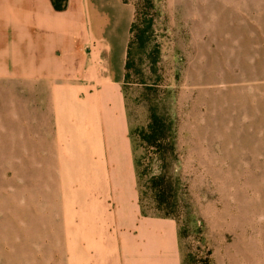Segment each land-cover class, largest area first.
I'll list each match as a JSON object with an SVG mask.
<instances>
[{
    "label": "rangeland",
    "instance_id": "rangeland-1",
    "mask_svg": "<svg viewBox=\"0 0 264 264\" xmlns=\"http://www.w3.org/2000/svg\"><path fill=\"white\" fill-rule=\"evenodd\" d=\"M126 1L142 210L176 220L182 264H264V0ZM11 69L0 61V264H83L97 227L81 212L79 117L50 81ZM150 110L171 124L172 152L140 139ZM158 174L173 187L164 209L144 186Z\"/></svg>",
    "mask_w": 264,
    "mask_h": 264
},
{
    "label": "crops",
    "instance_id": "crops-1",
    "mask_svg": "<svg viewBox=\"0 0 264 264\" xmlns=\"http://www.w3.org/2000/svg\"><path fill=\"white\" fill-rule=\"evenodd\" d=\"M52 6L50 0H0V61L12 62L14 76L50 81L56 106L79 117L81 212L97 227L80 238L94 248L79 257L83 264H182L176 220L140 208L124 96L133 3Z\"/></svg>",
    "mask_w": 264,
    "mask_h": 264
},
{
    "label": "trees",
    "instance_id": "trees-1",
    "mask_svg": "<svg viewBox=\"0 0 264 264\" xmlns=\"http://www.w3.org/2000/svg\"><path fill=\"white\" fill-rule=\"evenodd\" d=\"M52 3V7L55 10H62L67 0H50ZM133 25V24H132ZM131 25V29H132ZM128 48H129V42L127 46V55L125 58V72L128 68ZM170 123L165 120L163 116H160L156 114L154 110L149 111V122L146 124V126L139 131V137L144 142L146 146H155V148L163 155L165 151L171 150L173 151V145L170 142ZM168 133V134H167ZM131 137V135H130ZM167 141L164 142V141ZM165 143V144H164ZM135 167L137 170V180H138V188H139V202H140V208L142 210V201H141V190H142V184L140 181V177L143 174V172L139 171V162L136 157H134ZM147 191L151 192L152 198L154 202L157 205V209H164V205L167 204L169 197H171V191H173V187L171 186L170 181L164 177V174L157 175L154 177L151 176L146 181V185H144ZM142 213L144 214H153L148 213L142 210ZM155 215V214H153ZM157 215V214H156ZM158 216H169V218H173L169 212H164L159 214Z\"/></svg>",
    "mask_w": 264,
    "mask_h": 264
}]
</instances>
